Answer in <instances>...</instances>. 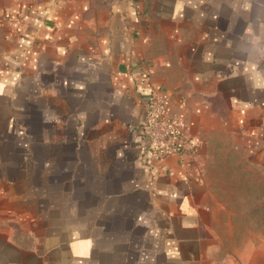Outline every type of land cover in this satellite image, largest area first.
I'll use <instances>...</instances> for the list:
<instances>
[{
	"label": "crops",
	"instance_id": "crops-1",
	"mask_svg": "<svg viewBox=\"0 0 264 264\" xmlns=\"http://www.w3.org/2000/svg\"><path fill=\"white\" fill-rule=\"evenodd\" d=\"M0 19V264H264L204 169L231 137L264 172V0H0ZM154 92L192 153L149 164Z\"/></svg>",
	"mask_w": 264,
	"mask_h": 264
},
{
	"label": "rangeland",
	"instance_id": "rangeland-1",
	"mask_svg": "<svg viewBox=\"0 0 264 264\" xmlns=\"http://www.w3.org/2000/svg\"><path fill=\"white\" fill-rule=\"evenodd\" d=\"M1 37L0 28V46ZM231 139L225 146L218 141L209 149L211 158L204 169L215 198L228 208L235 230L264 239V172L244 161Z\"/></svg>",
	"mask_w": 264,
	"mask_h": 264
},
{
	"label": "built area",
	"instance_id": "built-area-1",
	"mask_svg": "<svg viewBox=\"0 0 264 264\" xmlns=\"http://www.w3.org/2000/svg\"><path fill=\"white\" fill-rule=\"evenodd\" d=\"M141 128V152L146 163L192 153L188 125L181 118L168 116L165 98L158 92L147 98Z\"/></svg>",
	"mask_w": 264,
	"mask_h": 264
}]
</instances>
